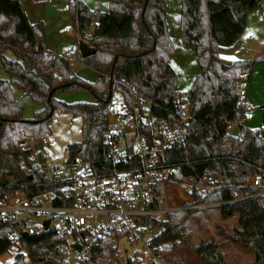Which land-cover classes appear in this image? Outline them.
Masks as SVG:
<instances>
[{"label": "trees", "instance_id": "trees-1", "mask_svg": "<svg viewBox=\"0 0 264 264\" xmlns=\"http://www.w3.org/2000/svg\"><path fill=\"white\" fill-rule=\"evenodd\" d=\"M262 1L176 0L181 6L182 39L195 47L200 72L188 94L194 103L193 119L182 125L189 140L168 155L179 169L180 180L199 179L205 174L217 179L219 186L197 202H225L222 217L239 215L241 228L229 239L253 253L254 264H264V194L251 184L255 174H264V138L243 125L249 116L238 106V87L244 75L250 78L255 62L237 60L226 65L219 48L235 44L246 29L249 13L258 10ZM108 2L109 12H103L100 5L91 9L77 0L68 5L76 43L83 40L94 49L93 54L80 59L85 67L99 73L95 82H89L73 72L66 57L44 49V23L31 24L20 0H0V62L8 76H0V200L6 199L11 187L21 189L25 196L45 189L40 185L49 179L47 173L34 166L33 151L21 145L29 139L41 142L50 137L56 113L82 119L83 141L69 146L70 159L104 156L111 97L115 89L124 90L108 76L133 86L152 103L157 116L171 118L177 112L182 93L170 63L175 47L166 21L167 0ZM16 89L44 105L33 119L24 117L23 97L17 98ZM78 91L90 92L96 103L69 104L57 97L59 92L67 95ZM232 123L242 127V138L229 134ZM194 211L175 212L166 221L153 224L162 228L153 242L157 256L183 243L182 224ZM16 228L0 218V258L12 245L7 234ZM19 237L32 264H62L50 243L52 234ZM113 251L109 237L94 248L86 264H108ZM193 251L203 264H228L215 241L201 242ZM27 257L19 253L9 264H26ZM129 264L143 262L136 258Z\"/></svg>", "mask_w": 264, "mask_h": 264}, {"label": "built area", "instance_id": "built-area-1", "mask_svg": "<svg viewBox=\"0 0 264 264\" xmlns=\"http://www.w3.org/2000/svg\"><path fill=\"white\" fill-rule=\"evenodd\" d=\"M63 56L72 68L84 66L78 48L65 51ZM107 78L121 84L124 90L115 89L111 97L103 157L68 158L62 166L41 167L36 145L52 140L29 139L21 145L33 151L34 166L45 171L49 179L40 185L46 186L41 193L25 196L21 189L11 187L6 199L0 200V218L17 227L7 234L12 243L10 253L21 251L27 257L20 234H52L50 243L62 264H86L94 248L112 237L114 251L108 264H129L136 258L141 260V250L156 255L153 242L162 228L153 224L166 221L179 209L208 211L226 204L197 202L219 186L217 179L205 174L199 179L180 180L177 165L168 157L189 140L182 126L193 119L194 103L188 99L189 93L181 94L173 117H159L153 112L152 103L133 86ZM248 84L249 76L244 75L238 87V106L249 116L255 103L249 97ZM257 131H264V125ZM229 134L242 138V127L230 124ZM251 184L263 189L264 194V174H255ZM176 197L184 201L176 204Z\"/></svg>", "mask_w": 264, "mask_h": 264}, {"label": "rangeland", "instance_id": "rangeland-1", "mask_svg": "<svg viewBox=\"0 0 264 264\" xmlns=\"http://www.w3.org/2000/svg\"><path fill=\"white\" fill-rule=\"evenodd\" d=\"M21 2L30 19L38 16V18L43 20V23L45 22L49 26L55 21L58 22V27L54 28V34L49 30L51 41H55V43L58 42L57 46L52 44L54 47L53 53L63 56V53L67 50L74 52L78 48L80 51V44L82 42L86 43L81 40L82 38H79L78 40H81V42L77 44L73 30H71L72 34H67L66 29L68 27L72 29L73 25L69 14L66 12L64 0H52L51 3L48 1L37 10L34 6H31L27 0H21ZM263 8L264 0L261 3V7L254 11L257 28L252 22L249 27L246 26L244 33L235 44L230 47H221L219 50L223 63L226 65H231L237 60H252L255 62L254 71L251 74V80L248 84V94H250V99L254 101L255 108L250 111L249 118L246 120V127L253 130L259 129L260 125L264 124V49L258 50L259 48L256 45V43L260 42L264 37V24L262 22V16H264V12H262ZM166 21L169 36L175 47V53L170 63L178 76L177 87L181 92H190L192 83L200 72V67L197 62L195 47L187 44L182 39L181 6L176 0H167ZM45 23L46 37L42 41L43 45H45V43L48 44ZM91 32L92 28L87 31V34L90 35ZM66 34L71 36L72 39H70V37L67 38ZM249 37L251 38L250 40ZM253 37H258V39H253ZM81 70L78 76L89 82L95 81L97 77L95 73H92L89 69L82 68ZM0 76L3 79L8 78L1 62ZM15 94L17 98L23 97L24 117L27 119H33L35 112L44 107L43 104L34 102L32 98L24 94L22 90L16 89ZM57 97L69 104L96 103V99L88 91H78L67 95L59 92ZM51 129L52 134L49 139L52 140V143H40L36 145L37 163L41 167H45L46 164L50 167L62 166L69 158L68 146L83 141L82 119L80 117H73L71 114L64 112L56 113L51 124ZM260 135L264 138V131L261 132ZM237 196L238 195H236V197ZM183 211H187V209H179L175 212ZM235 218H227L229 219L227 223H229V225L231 224V226L237 225L238 220ZM182 227L184 233L183 243H178L174 248L168 247L160 257L141 250L140 255L143 264H203L194 253L193 248L201 242H207L214 234L220 237L227 235L226 233L229 226L226 224L225 218L222 217L221 209L219 208L208 211L195 210L194 213L192 212L190 217L183 222ZM241 251L244 254L243 264H250L251 261H253L254 264L256 260L255 255L244 250ZM19 253L22 254L21 251L18 253H10L8 251L0 258V264H8L14 261ZM25 262L26 264H30L28 260H25Z\"/></svg>", "mask_w": 264, "mask_h": 264}, {"label": "crops", "instance_id": "crops-1", "mask_svg": "<svg viewBox=\"0 0 264 264\" xmlns=\"http://www.w3.org/2000/svg\"><path fill=\"white\" fill-rule=\"evenodd\" d=\"M21 1V0H20ZM28 2H29V4H31V6H34V8L37 10L39 7H41V6H43L44 4H46L48 1H49V3H51V1L52 0H47L46 2H43V3H36L34 0H27ZM79 1H83L89 8H91V9H93V8H95V6H97V5H100V7H101V10L103 11V12H109V10H110V6H109V2H108V0H90V1H88V0H79ZM69 0H64V5H65V7H66V12L68 13V5H69ZM22 3V2H21ZM23 4V3H22ZM23 6V5H22ZM23 8H24V6H23ZM25 10V9H24ZM25 12H26V14H27V17H28V19H29V21H30V23L31 24H36V23H38V22H43V20H41L40 18H38V16H36V17H33V19H30V17H29V15H28V13H27V11L25 10ZM262 12H264V8L262 9ZM255 12H251V13H249V15H248V19H247V26L249 27L250 25H251V23L253 22L255 25H256V28H257V24H256V22H255ZM262 22H263V24H264V16H262ZM45 23V22H44ZM45 25H46V30H47V37H48V44H46L45 43V45H43L44 46V49L46 50V51H48V52H54L53 50V46H52V44L54 45V46H57L58 45V42L57 43H55V41H51V36L49 35V30H51L52 31V33L54 34V28L55 27H58V22L57 21H55V22H53V23H51L50 24V26L49 25H47V23H45ZM69 28V29H68ZM67 29H66V31H67V34H72L71 33V28L70 27H68ZM258 30V29H257ZM246 33V32H245ZM66 34V37L68 38V37H70V39H72V37L71 36H69V35H67ZM54 38V37H53ZM251 38L249 37V40H250ZM253 39H258V37H253ZM87 44V43H86ZM256 45L258 46V50H260V49H264V37H263V39H261L260 40V42H257L256 43ZM221 48V47H220ZM220 48H219V50H220ZM67 51H70V50H67ZM220 53V52H219ZM221 56V55H220ZM221 59H222V56H221ZM223 61V60H222ZM82 68H84V69H89V68H87V67H85V66H82L81 64H78L77 66H75L74 68H72V70H73V72L75 73V74H79L80 72V70L82 69ZM173 68V67H172ZM92 73H95L96 75H97V77H99V73H97V72H95V71H93V70H91V69H89ZM82 71V70H81ZM80 77V76H79ZM95 78V81L98 79V78ZM85 80V79H84ZM195 80V79H194ZM250 80H251V76H250V78H249V82H250ZM95 81H91V82H95ZM193 83H194V81H193ZM193 83H192V85H193ZM177 89H178V87H177ZM178 91H179V89H178ZM181 92V91H180ZM182 94H186V93H189V92H181ZM249 96H250V94H249ZM244 125L245 126H247V122L245 121V123H244ZM262 125H264V124H261L260 126H262ZM263 132V131H262ZM236 195V194H235ZM242 198V196H237V199H241ZM238 215V214H237ZM237 215H234L233 217H231V218H235V219H237L238 221H237V225H232L231 226V224L229 225V223H227L228 221H229V219H225V222H226V224L229 226L228 227V229H227V235H225V236H218V235H215L214 234V236L211 238V239H209L208 241H215L216 243H218L219 244V247H220V251H221V254H222V256H223V258L226 260V262L228 263V264H243V260H244V254H243V252L241 251L242 249L241 248H239L237 245H235L230 239H229V236H232L233 234H234V232H235V230L236 229H240L241 227H240V225H239V215L237 216ZM230 230H232V231H230ZM241 249V250H240ZM249 253V252H248ZM26 260H28L29 261V259H28V257L27 258H25ZM248 260H249V258H248ZM251 261V260H250ZM13 261H11L10 263H12ZM29 263L30 264H32L30 261H29ZM9 264V263H8ZM250 264H253V261H251V263Z\"/></svg>", "mask_w": 264, "mask_h": 264}, {"label": "water", "instance_id": "water-1", "mask_svg": "<svg viewBox=\"0 0 264 264\" xmlns=\"http://www.w3.org/2000/svg\"><path fill=\"white\" fill-rule=\"evenodd\" d=\"M80 53L82 55L83 58L87 57L88 55H91L94 53V49L91 48L88 44L86 43H81L80 44ZM49 223H47L48 225Z\"/></svg>", "mask_w": 264, "mask_h": 264}, {"label": "bare ground", "instance_id": "bare-ground-1", "mask_svg": "<svg viewBox=\"0 0 264 264\" xmlns=\"http://www.w3.org/2000/svg\"><path fill=\"white\" fill-rule=\"evenodd\" d=\"M171 198H172V196H171ZM173 199L178 201V200H179V197H176V198H173ZM182 199H183V198H181L180 200H181V201H184V200H182ZM181 201H178V202H174V201H173V202L176 203V204H178V203L181 202Z\"/></svg>", "mask_w": 264, "mask_h": 264}]
</instances>
